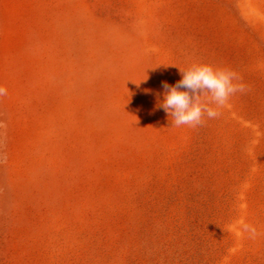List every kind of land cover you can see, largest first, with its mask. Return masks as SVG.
<instances>
[{
  "label": "rangeland",
  "instance_id": "1",
  "mask_svg": "<svg viewBox=\"0 0 264 264\" xmlns=\"http://www.w3.org/2000/svg\"><path fill=\"white\" fill-rule=\"evenodd\" d=\"M196 63L245 90L171 127ZM0 88V264H264V0H0Z\"/></svg>",
  "mask_w": 264,
  "mask_h": 264
},
{
  "label": "clouds",
  "instance_id": "2",
  "mask_svg": "<svg viewBox=\"0 0 264 264\" xmlns=\"http://www.w3.org/2000/svg\"><path fill=\"white\" fill-rule=\"evenodd\" d=\"M180 71L182 78L175 85L162 82L163 92L157 101V108L168 115L171 127L202 125L205 118L219 114L216 108L224 106L231 96L246 87L239 82V75L228 68L196 63ZM3 94L5 90L0 88V95ZM245 231H250L252 236L256 234L255 229L248 226Z\"/></svg>",
  "mask_w": 264,
  "mask_h": 264
}]
</instances>
